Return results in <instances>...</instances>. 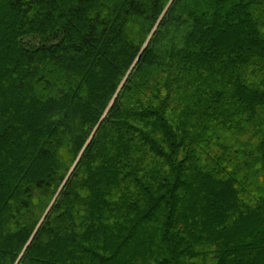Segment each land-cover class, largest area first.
Segmentation results:
<instances>
[{
  "label": "trees",
  "instance_id": "1",
  "mask_svg": "<svg viewBox=\"0 0 264 264\" xmlns=\"http://www.w3.org/2000/svg\"><path fill=\"white\" fill-rule=\"evenodd\" d=\"M0 264H264V0H0Z\"/></svg>",
  "mask_w": 264,
  "mask_h": 264
},
{
  "label": "rangeland",
  "instance_id": "2",
  "mask_svg": "<svg viewBox=\"0 0 264 264\" xmlns=\"http://www.w3.org/2000/svg\"><path fill=\"white\" fill-rule=\"evenodd\" d=\"M128 244H129L128 246L132 248V246H133L132 244H134V242H133V243L130 242V243H128ZM126 246H127V245H125V247H126Z\"/></svg>",
  "mask_w": 264,
  "mask_h": 264
}]
</instances>
